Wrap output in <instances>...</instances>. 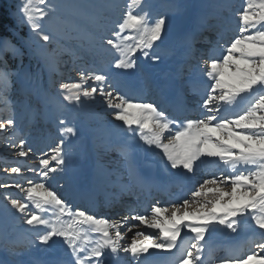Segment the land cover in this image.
<instances>
[{"label": "snow or ice", "instance_id": "obj_1", "mask_svg": "<svg viewBox=\"0 0 264 264\" xmlns=\"http://www.w3.org/2000/svg\"><path fill=\"white\" fill-rule=\"evenodd\" d=\"M120 7L118 0H22L16 17L28 33L21 36L14 29L0 32V84L5 91L18 73L9 68L4 53L11 52L12 58L21 62L27 56L49 68L47 85L39 73L29 76L36 86L30 92L22 86L24 99L0 115V138L6 147L16 149V156L33 158L30 154L35 151L24 138V116H29L30 123L49 119L48 108L53 103L57 110L68 106L82 108L95 104L99 97L106 109L112 110L113 120L122 122L119 134L124 137L120 142L106 137L102 144H95L93 137L97 154L101 150L118 154L117 167L103 171L107 177H117L108 183L119 191L110 192L99 207L93 202L91 209L83 208L74 199L94 201L102 166L93 172L88 184L72 182L67 187H54L49 183L65 174L72 162L66 142L71 144V137L79 139L74 125L69 126L66 118L55 117L58 143L42 153L36 167L27 168L32 174L31 178L24 177L27 187L19 181L0 183V189H19L25 194L14 198L8 192H0L4 201L0 213L18 219L27 226L24 231L29 234L25 244L0 241V250L10 257L0 256V264H25L15 257L30 255L34 248L47 253L57 241L63 245L60 255L48 259L32 257L27 264H149L150 258L176 249L184 230L194 242L186 253L182 251L177 264H205L202 256L206 237L217 229L238 233L242 228L257 233L258 239L251 241L256 250L227 255L218 264H264V0H245L237 13L238 34L231 36L224 0H211L202 6L205 11L182 38L178 48L181 64L172 79H182L185 72L196 71L192 63L195 60L203 61L198 73L206 79H198L192 88L199 96L195 107H173L171 112L154 100L146 102L126 96L119 82L128 70L137 68L138 53L153 62L162 59L154 49L164 45L167 14L152 16L146 0H131L128 10L111 20L110 26L99 23L108 19L106 12ZM170 7L179 11L186 5L177 0ZM89 24L97 25L98 34L84 52H106L109 58L98 65L74 69L78 80L58 83L51 69L59 60L53 59L56 49L49 47L62 34L57 25L81 32ZM132 32L136 37L125 34ZM206 32L215 35L214 42ZM132 39L136 40L134 44L127 43ZM197 42L210 47L197 49ZM172 79H164L154 87L163 94L173 86ZM49 88L56 89L55 95H50ZM245 100L241 111H231ZM4 102L8 104L7 100ZM138 151L155 153L166 173L185 179L195 181L204 163L214 164L220 174L203 179L182 203L173 202L170 207L153 204L150 216L108 218L102 213L113 211L118 205L128 207L122 202L123 194L138 196L160 188L161 182L146 173L145 166L136 159ZM81 155H87L84 148ZM4 172L23 175L20 166L5 168ZM125 176L127 183H120ZM129 220L138 223L130 225ZM141 225L153 231L138 230L130 242L126 240L127 233Z\"/></svg>", "mask_w": 264, "mask_h": 264}, {"label": "rangeland", "instance_id": "obj_2", "mask_svg": "<svg viewBox=\"0 0 264 264\" xmlns=\"http://www.w3.org/2000/svg\"><path fill=\"white\" fill-rule=\"evenodd\" d=\"M120 1L121 0H118L119 3ZM156 1L157 0H154V2ZM182 1L188 7V10L190 9L189 19L184 24L181 30L183 32L184 30L188 31L190 28L194 26V22L197 16L200 15L202 12H204V8L202 6L207 4L208 2L206 0H199V1L198 0L197 1L182 0ZM21 3H22V0H0V14H2V16L5 19H8L9 21L7 25V31L14 29L16 32L19 33V35L24 36L28 33V28L25 25L20 24L16 17V10ZM244 3H245V0H226V4L228 5V10L225 12V15H229L230 20L234 22V24H238L237 13L243 8L242 5L244 6ZM100 22H102V20ZM89 27H91V24L85 25L83 28V31L75 32V31L63 29L61 26L57 25L58 30H60L62 34L56 36L53 43L49 47L52 49H56V56L53 59L59 60V63L55 65L51 70L56 69L58 73L63 72L62 76L65 78L60 79V81L63 80L65 82H72V81L78 80L77 71L74 69H77L79 67L78 66L76 67L73 65L76 62H81L82 61L81 59L83 58V56L79 55L77 59L76 58L77 52L73 53L74 50L72 51L71 48H69V46L66 45V43L68 41H75V42L91 45V41L94 38V36H92V34L90 33L89 29L91 28ZM46 30H49L47 26V22H46ZM96 31H98V28ZM126 35H128V33ZM170 43L172 44V42ZM165 47L160 46L154 49V51L157 54L161 55L162 59L160 61L163 62V64H160L158 61L153 62L150 58H145L140 54L138 55L139 58L137 59V68L133 70H128L126 74L119 77L120 90L122 91L123 94L128 96L127 88L123 85L124 83L120 81L121 79L128 78L132 84L138 83V84L146 85L152 82V78L159 76L158 74L161 70H165L167 66L173 64V60L175 58H178L179 54L177 55L173 54L171 53L170 51L171 48L169 46H165ZM164 49H166L167 52ZM9 55L11 56L12 53L10 52ZM170 55L171 57H169ZM98 60L100 61L102 59L98 58ZM20 63L21 61H18L17 66L10 67V69L18 73V75H15L12 77V82L9 86H7V88H10L11 90L15 89V93L16 94L19 93L21 98H24L21 95L22 86L23 88L27 89L29 92L32 90V88L36 86L35 83L32 80H30L28 77L29 76L35 77L36 74L39 73L42 77V82L45 84L43 75H45V70L47 71L49 75V68L44 67L42 63H37L36 60H30L27 56L23 58V61H22L23 64L22 66L19 67ZM94 63H96L97 65L99 64L97 61H95ZM82 64L85 66V63H82ZM148 74L151 75V77H149ZM188 77L189 76H185L183 81L187 79ZM0 85L4 86L3 84H0ZM4 89H5V86H4ZM50 90L55 92L53 88H50ZM0 91L1 93L6 92L5 90H1V89ZM183 95L184 94H182V96ZM146 97L148 96L146 95ZM9 98L12 99V97H9ZM68 107H72L77 110H71V113H70V110H68ZM68 107L63 110H58V112H57V108L55 107L54 112L56 113L54 114V117L60 116L61 118H66L69 126L74 125L77 128L79 135H82V134L88 135L86 136V138H84L81 141V144L78 149H75L74 146H68L69 144L68 142H66L65 144L67 145L65 148L73 155V159H72L71 164L69 165L68 170L72 172L73 175L75 174L76 176L77 175L79 176L80 174H78V170L88 169L86 166L87 165L86 163L89 160V157L91 154L90 142L93 145L92 147H94L93 137L96 138L95 144H102L106 137L110 138L113 142L121 141L122 139H124V137L119 134L121 131V127H122V122L113 120L112 115H111L112 110L106 109V105L100 100L99 97L97 98V102L95 104H87L83 106L82 108H75L73 106H68ZM48 110H49V114H51V110L50 109ZM4 114L6 113H3L1 115H4ZM72 115L76 119H74ZM49 119H43V120L41 119L40 121L31 122L28 126L24 128L25 130L24 138L27 139L28 143L35 150L33 154H30V157H33V158H21V157L16 156L15 154L16 149L6 147L5 141L2 138H0V157L1 159L3 158V161L6 162V163L0 162V183H12L13 181H19L22 183V186L27 187V181L24 179V177L31 178L32 176V174L27 172V168L36 167L39 163V158L42 155V153L47 152L49 147L54 146L56 143H58V140H59L57 128H55L54 122L50 121ZM86 121L90 123L91 125H89ZM88 130H91V132H89ZM75 140H76V137L70 138V141L75 142ZM82 148L86 150L87 152L86 156L81 155ZM149 153L153 155V157L156 158V155H154L155 153L153 152H149ZM98 154H99V159L103 158L104 160L103 159L101 160L107 161L108 163L113 165L112 167H107L108 171H111L112 169L116 168L115 166L117 165L115 161L119 158L118 154H111L110 152L106 153L103 150L99 151ZM95 156L97 157V155ZM142 159L143 161L146 160L145 155H142ZM11 166H20L22 168L23 175L17 176L15 174H11L10 172L5 174L4 169L9 168ZM100 168L104 169L103 167H100ZM102 173L104 175L102 183L107 182V184L109 185L108 183L109 180H112V181L117 180L116 176H111L112 178L107 177L104 174L103 170H102ZM59 177L60 176H58L55 180L49 181V183L54 187L57 186L56 183L60 181L58 179ZM108 189L109 188H107V193H109ZM15 190L17 191L18 194H14L10 192L8 189H0V192H8L14 198H22L25 195L24 193L20 192L19 189H15ZM61 191H63V189H61ZM3 203L4 201L2 200L0 204H3ZM161 206L163 207L164 205H161ZM4 215L5 214L0 213V219L3 222V224L1 225L2 228H0V241L5 240L6 238H10L16 231L15 226H12V223L10 222V220L7 219L8 217H11V216L5 215V217H7L5 218V217H2ZM11 221L16 222L15 224L21 227V229L23 230L27 228V226L23 225L18 219L12 218ZM129 224L131 225L132 222H130ZM142 228H143V225L141 227V230ZM240 230H238V233L240 232ZM243 230L246 231V230H251V229L242 228V231ZM131 238L132 237L129 238L128 240L129 242ZM54 253H49V255L54 254ZM0 256H3L6 259L10 258L2 250H0ZM44 256H47V253H45ZM27 257H29V255L26 254V255L15 257V259L23 260L26 264Z\"/></svg>", "mask_w": 264, "mask_h": 264}, {"label": "bare ground", "instance_id": "obj_3", "mask_svg": "<svg viewBox=\"0 0 264 264\" xmlns=\"http://www.w3.org/2000/svg\"><path fill=\"white\" fill-rule=\"evenodd\" d=\"M196 46H198V45H196ZM204 46H205L204 48L206 49V47H207L208 45H204ZM172 78H174V77H169V78H167V79H172ZM198 79H204L203 76H202V74L196 73L195 78H193V79H192V82H190V84L192 85V88H193L194 86H196V81H197ZM176 83H177V79H172V85L174 86ZM172 91H173V87H171L170 90L165 91L164 94H169V92H172ZM179 96H180V99L182 100V105H183L184 102H187V98L184 99V97L182 96V94H179ZM137 97H139V95H137ZM198 97H199V96H198ZM196 98H197V97H195L194 99H196ZM194 99H192V101H194ZM196 101H197V100H196ZM241 102H244L245 105H246V103H247L246 100H245V101H241ZM195 106H196V105H195V101H194L192 107H195ZM160 107H161V106H160ZM156 157H157V156H156ZM105 165L108 166V165H110V164H105ZM209 167L213 168V167H215V166H209ZM82 168H83V167H82ZM77 169H78V168H77ZM79 169H80V167H79ZM83 169H84V168H83ZM211 170H214V169H211ZM202 171H203L202 169H200V170L198 171V175H199V176H198L197 181H196V184H197V185H198L200 182H202L203 179L211 178L209 171H206V172L203 171L204 173H203ZM145 172L148 173V174H150V175H152V176H154L155 178H157V179L161 182V184H164V183L166 184L167 181H170V179H171V178L169 177V174L165 172L164 167H163V164H162L161 159H160L159 156H158L157 161H156L153 165H151L149 168H146V167H145ZM78 174H80V175H82V176L84 177L83 179H81V180H79V181H76V182H79V183H81V184H88V182L91 181V180H92V177H93L92 170L89 171V169H88L87 171H85V170H78ZM216 174L219 175L220 173L218 172V173H216ZM179 176H180V175H179ZM184 179H185V178H183L182 176L178 177V179H177V183L180 182L181 180H184ZM70 183H72V182H70ZM196 184H195V186H196ZM95 189H96V187H95ZM123 195H124V197H129V195H127L126 193L123 194ZM189 196H190V194L187 195V196L184 197V198H190ZM169 198H171V202H170V203H167V204L164 205L163 207L171 206V204H172L173 202H180V203H182V199H183V198H182V195H180V194H177V195H174V196H173V195H172V196H169ZM129 201H131V199H130ZM130 222H132V223H138V222H134V221L129 220V223H130ZM141 227H142V225L140 226V228H134L132 232L127 233V235H126V237H125L126 240H129L130 237H133L136 231L141 230ZM142 230H146V231H148V232H151V230L145 229L144 226H143ZM125 231H126V229H125ZM185 232H186V230L182 231L181 236H180L181 239H182V238H188V236L191 235V234H187V235H186ZM254 234H257V233H252L250 236H253ZM224 236H225V232L222 231V230L217 229V230H215V231L212 232L211 236L206 237L207 244H206V247H205L204 254H203V256H202V257L205 259V261H204L205 264H214V263H212V262L210 261V257H209V255L212 254L214 250L210 251V254H209V248L211 247V245H212L214 242L220 241V240H219L220 237H224ZM189 240H192V241H193V239L191 238V239H188V240H187V243H189ZM202 243H203V242H202ZM56 250H57V249H56ZM61 252H62V251H61V246H60L59 249H58V251H57L56 253H54V254H50V255H47V256H45V257L50 258V257L53 256V255H60ZM211 252H212V253H211ZM41 255L44 256L45 253H42ZM42 258H43V257H42ZM161 263H162L161 261H158V262H157V264H161Z\"/></svg>", "mask_w": 264, "mask_h": 264}, {"label": "trees", "instance_id": "obj_4", "mask_svg": "<svg viewBox=\"0 0 264 264\" xmlns=\"http://www.w3.org/2000/svg\"><path fill=\"white\" fill-rule=\"evenodd\" d=\"M8 19H5L2 14H0V32H6L7 31V25H8ZM6 24V25H5ZM92 25V24H91ZM6 30V31H5ZM5 57V56H4ZM5 60L8 61L9 65H12L13 61H10L8 58ZM1 107V106H0ZM8 107H10L8 104H6V106H4L5 109H7Z\"/></svg>", "mask_w": 264, "mask_h": 264}]
</instances>
